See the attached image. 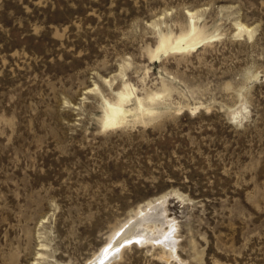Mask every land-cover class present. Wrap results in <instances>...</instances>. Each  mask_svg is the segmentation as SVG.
<instances>
[{"label": "rangeland", "instance_id": "obj_1", "mask_svg": "<svg viewBox=\"0 0 264 264\" xmlns=\"http://www.w3.org/2000/svg\"><path fill=\"white\" fill-rule=\"evenodd\" d=\"M125 84L153 114L103 128ZM157 197L173 257L110 264H264V0H0V264H84Z\"/></svg>", "mask_w": 264, "mask_h": 264}, {"label": "bare ground", "instance_id": "obj_2", "mask_svg": "<svg viewBox=\"0 0 264 264\" xmlns=\"http://www.w3.org/2000/svg\"><path fill=\"white\" fill-rule=\"evenodd\" d=\"M196 11L197 9L184 10L185 14L189 18L192 32H194L196 29L194 25V17L196 16ZM234 23L235 26H237V30L239 33L244 30L247 32V34L251 35L253 29L250 26H247L240 21H235ZM183 40L184 37H178L175 43V48H193L199 43V41L195 39L193 43L187 44L183 47L181 46V42ZM166 43L167 40L162 39L157 47V50L164 49L166 47ZM124 87L125 89L123 91L117 93L116 102L105 100V113L102 117L103 128L121 126L131 120L135 121L138 119H142L145 115L153 114L154 109L148 103L153 102L155 98H157L160 94L151 93L146 95L145 97H139L133 94V91L127 84H125ZM89 88V90H92V88L94 87ZM132 98L135 101V106L132 108H126L127 104L131 101ZM236 114L237 111H233L230 115L231 119L236 117ZM144 204L148 209L145 210L143 208L144 211H142L140 207L137 211L135 210V217L130 218L129 220L127 219V221H125V223L121 225V227H118V229L114 230L110 235V242L105 246H102L84 264H110L112 261L120 257L123 246L131 241L137 242L138 244L146 242H156L159 246H161V249L163 250V253H161L162 255H160V257L162 256V258H166L165 260L170 258V256L173 257L177 237L174 234V230H172L175 226L174 221L170 219L168 215H164L165 212H163L162 210L163 205L160 203L158 197L154 201L151 202L150 200L149 202H147V204ZM164 225H166L168 228H163ZM36 254L38 255V253Z\"/></svg>", "mask_w": 264, "mask_h": 264}, {"label": "snow or ice", "instance_id": "obj_3", "mask_svg": "<svg viewBox=\"0 0 264 264\" xmlns=\"http://www.w3.org/2000/svg\"><path fill=\"white\" fill-rule=\"evenodd\" d=\"M129 243H131V242H129ZM117 251H119V250H117Z\"/></svg>", "mask_w": 264, "mask_h": 264}]
</instances>
